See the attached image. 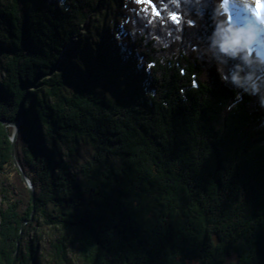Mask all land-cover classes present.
I'll use <instances>...</instances> for the list:
<instances>
[{
	"label": "trees",
	"instance_id": "16d2710c",
	"mask_svg": "<svg viewBox=\"0 0 264 264\" xmlns=\"http://www.w3.org/2000/svg\"><path fill=\"white\" fill-rule=\"evenodd\" d=\"M108 1L0 0V264H264V55L229 0H125L91 45Z\"/></svg>",
	"mask_w": 264,
	"mask_h": 264
},
{
	"label": "rangeland",
	"instance_id": "374dc122",
	"mask_svg": "<svg viewBox=\"0 0 264 264\" xmlns=\"http://www.w3.org/2000/svg\"><path fill=\"white\" fill-rule=\"evenodd\" d=\"M124 1L125 0H111L105 3L104 13L103 15H100L96 18V23L91 29L92 33L89 31L85 33L86 35L84 36L85 39L88 40L92 38L91 45L95 42H98V40L106 41L107 45L110 47L111 46L114 47L118 45L117 43L119 42L120 39L119 30L122 24L118 12L119 9L123 6ZM139 1L143 2L147 0H139ZM261 5L262 6L264 5V0H229V2H227L226 4V7L230 11L231 21L233 23H237L238 25H240L243 34L247 35V37H249L250 41L253 43L252 46L259 48L261 54L264 55V20H261L258 23V26H255L254 23H252L251 21H247L244 17V14L246 15L245 12L246 10L250 16L255 17V20L258 21L260 15L256 13L255 9H257L258 6ZM126 79L128 80L129 78ZM141 84L143 85V83ZM99 88L104 90L102 86H99ZM107 95L112 97L113 93L109 90L107 92ZM12 133H13V129H12ZM94 152L95 149L90 143L82 142L80 145V151L79 153H77V156L75 157L77 167L90 161L92 159ZM9 169L7 168V170L10 171L11 173L12 170ZM72 264H82V262L76 256H73ZM187 264H198V262L189 261Z\"/></svg>",
	"mask_w": 264,
	"mask_h": 264
},
{
	"label": "water",
	"instance_id": "95a60500",
	"mask_svg": "<svg viewBox=\"0 0 264 264\" xmlns=\"http://www.w3.org/2000/svg\"><path fill=\"white\" fill-rule=\"evenodd\" d=\"M2 123L4 126L13 129V133L11 135L13 165H14V168L16 169V171L18 172L19 176L21 177L24 185L27 187L33 202H35V199H36L35 185H34L32 179L28 176V174L21 167V165L17 159V156H16L17 142H18V139L20 136L21 124L16 123V122H7V121H2Z\"/></svg>",
	"mask_w": 264,
	"mask_h": 264
},
{
	"label": "bare ground",
	"instance_id": "6f19581e",
	"mask_svg": "<svg viewBox=\"0 0 264 264\" xmlns=\"http://www.w3.org/2000/svg\"><path fill=\"white\" fill-rule=\"evenodd\" d=\"M256 13H258L260 15V18L258 21L255 20V17H252L248 14V12L245 10L246 12V15L244 14V17L247 21H251L252 23H254L255 26H258V23L261 21V20H264V5L262 6H258L257 9H255ZM243 12V13H245ZM242 15V14H241Z\"/></svg>",
	"mask_w": 264,
	"mask_h": 264
}]
</instances>
